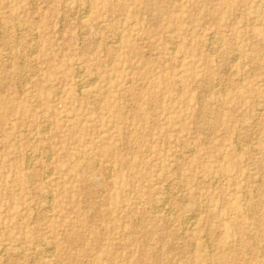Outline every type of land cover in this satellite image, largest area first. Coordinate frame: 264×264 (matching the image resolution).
I'll list each match as a JSON object with an SVG mask.
<instances>
[{
	"label": "rangeland",
	"instance_id": "rangeland-1",
	"mask_svg": "<svg viewBox=\"0 0 264 264\" xmlns=\"http://www.w3.org/2000/svg\"><path fill=\"white\" fill-rule=\"evenodd\" d=\"M0 264H264V0H0Z\"/></svg>",
	"mask_w": 264,
	"mask_h": 264
},
{
	"label": "bare ground",
	"instance_id": "bare-ground-1",
	"mask_svg": "<svg viewBox=\"0 0 264 264\" xmlns=\"http://www.w3.org/2000/svg\"><path fill=\"white\" fill-rule=\"evenodd\" d=\"M88 7H90V6H88ZM84 10H86V9H84ZM84 12V11H83ZM89 13V12H88ZM85 14L83 13V16H84ZM80 16H81V14H80ZM82 17V16H81ZM87 17V16H86ZM82 19V18H81ZM102 23H104V22H102ZM20 26V25H19ZM216 37H217V35H215ZM215 36H214V38H215ZM215 39H217V38H215ZM214 39H212L211 41H212V43L213 42H215V41H213ZM210 41V42H211ZM210 44V43H209ZM211 45V44H210ZM213 45V44H212ZM211 45V46H212ZM211 49V48H210ZM209 49V50H210ZM210 52V51H209ZM211 53H212V51H211ZM238 53V52H237ZM236 53V54H237ZM237 56V55H236ZM237 61V60H236ZM235 62V61H234ZM233 63V62H232ZM76 70V69H75ZM78 76V78H79V76H81V74L80 75H77ZM95 78V77H94ZM92 82V81H91ZM87 83V82H86ZM80 84V83H79ZM84 85V84H83ZM91 85V84H90ZM86 86V85H85ZM88 86V85H87ZM82 87V86H81ZM46 128V127H45ZM40 141H42V140H40ZM51 153V152H50ZM33 154V153H32ZM40 154V153H39ZM48 156V155H47ZM50 159V158H49ZM33 161V160H32ZM31 163V162H30ZM96 166V165H95ZM50 173V172H49ZM47 174V173H46ZM109 176V175H108ZM213 179V178H212ZM261 180V179H260ZM215 184V183H214ZM167 188V187H166ZM170 191V190H169ZM50 200V199H49ZM164 204H165V201H164ZM154 205V204H153ZM50 206V205H49ZM154 207V206H153ZM158 208V207H157ZM51 210V209H50ZM156 210V209H155ZM160 210L161 211H163L165 214H171V208H169V206H166V205H160ZM158 211V210H157ZM195 211V210H194ZM51 212V211H50ZM191 215V214H190ZM190 215H188V217L186 216V218H185V220H184V222H182V224H183V232H188L194 225H195V218L193 217V216H190ZM194 215V214H193ZM241 217V216H240ZM209 235V234H208ZM49 247H51V246H49ZM46 249V248H45ZM242 250V249H241ZM45 254L47 255V256H51L52 254H53V251L52 250H50V249H48V250H46L45 251ZM58 261V260H57Z\"/></svg>",
	"mask_w": 264,
	"mask_h": 264
}]
</instances>
